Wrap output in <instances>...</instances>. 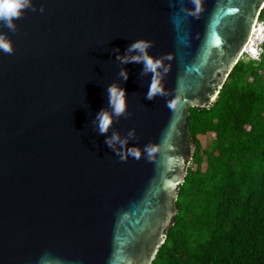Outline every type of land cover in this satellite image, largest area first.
<instances>
[{"label":"water","instance_id":"95a60500","mask_svg":"<svg viewBox=\"0 0 264 264\" xmlns=\"http://www.w3.org/2000/svg\"><path fill=\"white\" fill-rule=\"evenodd\" d=\"M28 2L16 31L0 24L13 49L0 50V264H151L194 150L188 108L214 101L264 0ZM138 41L165 96L145 98Z\"/></svg>","mask_w":264,"mask_h":264},{"label":"trees","instance_id":"16d2710c","mask_svg":"<svg viewBox=\"0 0 264 264\" xmlns=\"http://www.w3.org/2000/svg\"><path fill=\"white\" fill-rule=\"evenodd\" d=\"M260 50L235 63L212 103L188 108L194 150L151 264H264V42Z\"/></svg>","mask_w":264,"mask_h":264},{"label":"clouds","instance_id":"9594fccd","mask_svg":"<svg viewBox=\"0 0 264 264\" xmlns=\"http://www.w3.org/2000/svg\"><path fill=\"white\" fill-rule=\"evenodd\" d=\"M28 7H29L28 0H0V24H2L3 27H7L9 30L13 32L16 31V24L14 23V20L21 18L23 15V10L27 9ZM32 10L35 11L34 8ZM263 42L264 40L258 43L257 47L255 46L256 55L253 60H256L258 58L261 52L260 45ZM148 47H149L148 43H145L144 41H138L137 43L131 45L129 51L138 50L141 56L133 57L132 58L133 62H140V60L142 59L144 64V71L153 73V79L149 85V90L145 97L148 100H152L157 94L161 96H165V91L160 86V81L155 76L156 71L161 64V61L154 60L151 56L148 55V53L145 51ZM0 50H3V52L8 54H11L13 52L11 43L8 40H6L3 36H0ZM166 58L170 59L171 57L168 56ZM121 62L128 63L129 61L127 60V58H125L122 59ZM121 75H123L124 78L127 79V76L124 73H121ZM107 91L109 95V105L112 108L113 113L117 117L125 114V109H126L125 91L123 89L118 88L116 85L109 86ZM180 103L181 102L178 99L174 98L171 101H167V107L170 110H176ZM97 119L99 120V124H98L99 132L101 134L106 133L109 129V126L112 123L109 114L107 112L101 111L98 114ZM114 138L115 137H113V139ZM106 143L109 146H111L112 140H107ZM144 151H146L147 156L150 157L151 154L156 151V149L151 145H146ZM129 153L136 159H139L141 156L140 150L137 149H130Z\"/></svg>","mask_w":264,"mask_h":264},{"label":"rangeland","instance_id":"374dc122","mask_svg":"<svg viewBox=\"0 0 264 264\" xmlns=\"http://www.w3.org/2000/svg\"><path fill=\"white\" fill-rule=\"evenodd\" d=\"M256 27L258 28V34H257V36H256V38L254 40V45L252 47V52H251L250 55L242 52V55H241L240 59L243 60V61H247L249 59H251V60L254 59V57L256 55L255 46L257 47L258 43H260L261 41L264 40V38H263L264 37V28H263L262 23L258 22ZM206 139L207 138H201L200 139V143H201L202 146H204V144L206 142Z\"/></svg>","mask_w":264,"mask_h":264},{"label":"bare ground","instance_id":"6f19581e","mask_svg":"<svg viewBox=\"0 0 264 264\" xmlns=\"http://www.w3.org/2000/svg\"><path fill=\"white\" fill-rule=\"evenodd\" d=\"M256 26L257 25L255 24L254 27H253L252 34H251V37L249 39V42L244 48V53L249 54V55L252 52V47L254 45V40H255V38H256V36L258 34V28Z\"/></svg>","mask_w":264,"mask_h":264},{"label":"built area","instance_id":"2783aa9c","mask_svg":"<svg viewBox=\"0 0 264 264\" xmlns=\"http://www.w3.org/2000/svg\"><path fill=\"white\" fill-rule=\"evenodd\" d=\"M257 23H258V21L255 22L256 25H257ZM255 24H254V25H255ZM253 27H254V26H253ZM252 30H253V28H252ZM251 34H252V31H251ZM250 37H251V35H250ZM249 39H250V38H249ZM248 42H249V40H248ZM247 44H248V43H247ZM243 53H244V49H243Z\"/></svg>","mask_w":264,"mask_h":264}]
</instances>
